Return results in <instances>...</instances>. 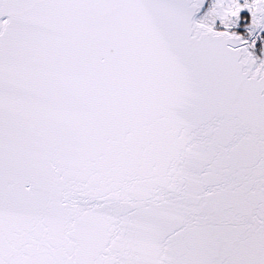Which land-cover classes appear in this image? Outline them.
<instances>
[{
    "label": "snow or ice",
    "instance_id": "1",
    "mask_svg": "<svg viewBox=\"0 0 264 264\" xmlns=\"http://www.w3.org/2000/svg\"><path fill=\"white\" fill-rule=\"evenodd\" d=\"M0 264H264V0H0Z\"/></svg>",
    "mask_w": 264,
    "mask_h": 264
}]
</instances>
